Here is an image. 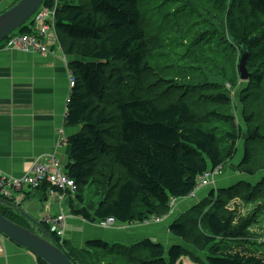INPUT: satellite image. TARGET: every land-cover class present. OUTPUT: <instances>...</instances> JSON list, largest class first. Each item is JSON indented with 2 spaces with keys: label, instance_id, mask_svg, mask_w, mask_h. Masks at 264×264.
<instances>
[{
  "label": "trees",
  "instance_id": "trees-1",
  "mask_svg": "<svg viewBox=\"0 0 264 264\" xmlns=\"http://www.w3.org/2000/svg\"><path fill=\"white\" fill-rule=\"evenodd\" d=\"M57 1L55 30L64 54L72 58L74 78L65 121L80 128L66 140L70 163L65 174L81 192L70 196L73 216L92 224L113 219L129 225L162 218L171 200L193 191L199 176L233 160L241 126L232 115L217 110L200 116V107L230 103L224 84L240 81L242 50L247 51L248 75L243 82L250 86L239 96L247 143L238 170L251 177L264 172V0H186L188 12L167 13L164 26L185 28L178 32L177 49L183 41L192 42L195 30L204 31L189 55L195 63L204 64L205 58L209 62L201 73H209L208 79L186 86L188 92L176 100H166L148 84L154 55L148 46L150 34L141 25V10L152 0ZM161 1L167 8L173 0ZM52 4L45 0L43 7ZM34 25L30 20L11 36L30 35ZM235 186L210 192L168 226L173 236L204 257L179 245L165 249L150 239L129 248L92 240L83 250L76 249L77 257L69 242L52 237L72 264L79 258L87 264H181L182 258L192 264H264V243L248 240L253 216L261 208L240 218L235 217L237 208L227 209L236 198L255 202L260 191L249 192L252 200L243 195L251 189L248 184ZM83 192L90 196L86 204ZM74 199L82 208L75 209ZM0 213L23 226L12 209L0 204Z\"/></svg>",
  "mask_w": 264,
  "mask_h": 264
},
{
  "label": "crops",
  "instance_id": "crops-1",
  "mask_svg": "<svg viewBox=\"0 0 264 264\" xmlns=\"http://www.w3.org/2000/svg\"><path fill=\"white\" fill-rule=\"evenodd\" d=\"M17 1L0 0V14ZM29 23L30 20L26 24ZM47 47L49 53L46 55L0 47V172L14 178L23 177L35 161L46 162L50 157L56 159L64 172L70 163V149L66 140L80 130L66 126L65 121L71 90L69 62L72 58L53 44ZM205 189L200 191V196ZM22 191L15 193V197L10 200L11 207L9 201L0 204L12 209L20 224L37 235H40V230L21 212L38 222L46 216L54 217L60 211L64 212L65 241H69V245L79 251L85 248L86 242L93 239L122 246L138 242L140 237L153 239L150 234L140 235V229L162 223L170 225L176 219V214L187 212L197 203L180 201L172 217L165 218L161 223H117L108 227L102 225V222L92 224L73 216L69 209L70 201L66 200L68 194L64 197H51L46 186ZM156 229L152 228L150 232ZM173 237L178 241L176 245L182 243L179 238ZM0 264L39 263L31 252L0 233Z\"/></svg>",
  "mask_w": 264,
  "mask_h": 264
},
{
  "label": "rangeland",
  "instance_id": "rangeland-1",
  "mask_svg": "<svg viewBox=\"0 0 264 264\" xmlns=\"http://www.w3.org/2000/svg\"><path fill=\"white\" fill-rule=\"evenodd\" d=\"M176 1L178 0H173L171 4H168L166 8L165 4L162 3L161 0H152L144 4L141 10V25L144 31L150 34L151 40L148 46L154 55L153 58H150L149 60V62L151 61V65L155 69L150 72L147 76L148 84L154 85L156 93L165 96L166 100L178 99L180 96L183 95V92H188L187 90H185L186 86L204 83V80H207L209 76V73L201 75L203 66L208 69V59L205 58L206 62L204 64L195 63L194 59L189 55V50L195 51L194 44L197 41L196 39H199L201 37L202 32L204 31L195 30L196 34L191 37L192 42L183 41L184 44L179 46L181 47L180 49H177L176 42H178L179 40L178 32L184 31L185 28L181 30L180 27L176 24L170 27L164 26L163 21L168 15L167 13L177 14L180 12L182 14L184 12H188V7H191L186 5V0H179L180 3H177ZM210 21L214 22L212 20V17H210ZM213 29L214 28H211L210 31H212ZM171 40H173L172 43L174 46L170 45ZM175 49L177 50L176 53L173 51ZM177 84L178 86L176 87ZM224 85L229 92L230 103L218 105L203 104L202 107H200V116L205 115V117H207L208 114L206 112L209 110H217L223 116L232 115L235 118V122H237L241 126L242 136L240 140L236 143V153L234 156L235 158L227 163V165L221 171V175H215L210 178L209 185L211 186H205L206 189L204 194L201 196H196L194 202H199L204 197H208V195L212 191H214L215 193V190L226 191L228 189L234 188L236 187L235 185L237 182L246 183L251 187L250 190L246 192L245 190L243 191V195L245 197L251 198L249 192L257 193L260 191L261 196L260 198L255 199V202L245 203V201H243L242 199L236 198V202H232L230 205H227L228 211H232L237 208L234 211L235 217L237 218L244 217L247 215L249 217L251 216L250 214L252 213V210L254 208H261V213L253 216L255 220L253 221V225L250 228V237L248 238L249 242H257L258 244H260L264 243V184L262 182L264 178V172L261 171L254 177H251L241 174L238 170V165L241 164L243 160L247 143V127L242 122L241 113L243 110V106L239 102V96L243 92V90L247 89L250 85L248 81L243 82L241 80L235 86H232L229 82H226ZM261 108L264 109V102L261 103ZM262 124L264 125V115L262 116ZM229 166L231 167L228 169ZM80 194L81 192L77 191L76 195ZM82 196L84 197L86 204L90 196L87 192H83ZM69 197H66V200H68V202L70 201ZM73 204L75 209L82 208V204H80L76 199L73 200ZM66 206L68 207V204ZM179 215L180 213L175 215V218H177ZM168 224L169 223H162L157 224V226L149 225L142 230L140 229V235H144V233L150 234L153 238L150 240L153 243H159L165 249H168L170 246L176 245V243L178 242L168 231ZM152 228L157 229L153 232H150ZM40 235L42 234L40 233ZM145 239L147 238L140 237V241H143ZM134 243H129L125 247L129 248L133 246ZM178 245L182 248L189 250V252L193 253L198 257H204L203 253L197 252L193 247L185 244L184 242ZM66 254L69 256L68 253ZM73 255H76L78 257L79 252L75 250ZM72 260L75 261L76 259ZM191 261L192 260H190V258H182L180 260V263L192 264ZM76 264L87 263H84L83 259L79 258V261H77Z\"/></svg>",
  "mask_w": 264,
  "mask_h": 264
},
{
  "label": "built area",
  "instance_id": "built-area-1",
  "mask_svg": "<svg viewBox=\"0 0 264 264\" xmlns=\"http://www.w3.org/2000/svg\"><path fill=\"white\" fill-rule=\"evenodd\" d=\"M57 5L58 1L53 0L51 8L41 6L31 18L36 25L34 32L30 35L10 36L5 42L4 47L7 50H20L39 55L49 53L47 47L49 44H53L61 49L54 25ZM69 85L70 89L74 87V78L71 73ZM210 178L212 176L205 175L204 180L197 181L195 189L198 192L205 189V186H208L210 183ZM42 186L49 188L51 197L55 195L64 197L67 194L73 197L77 191L74 181L65 174V171L63 172L59 163L53 157H50L46 162L41 160L35 161L29 171L21 178H14L0 172V199L9 201L8 203L15 197V193H23L24 191L22 190L24 189L28 191L37 190ZM65 219V213L60 211L54 217H44L41 222L48 228V232L51 235H54L62 242L66 233ZM101 224L112 227L117 223L113 219H107Z\"/></svg>",
  "mask_w": 264,
  "mask_h": 264
},
{
  "label": "water",
  "instance_id": "water-1",
  "mask_svg": "<svg viewBox=\"0 0 264 264\" xmlns=\"http://www.w3.org/2000/svg\"><path fill=\"white\" fill-rule=\"evenodd\" d=\"M45 0H19L12 8L0 14V44L4 42L11 34L27 23L32 16L43 6ZM243 55L239 63L240 80L248 79L245 62L247 59V51L242 50ZM0 203L7 202L0 199ZM12 206L10 203L8 204ZM23 216L35 227H37L42 235L35 234L27 227H23L0 213V233L18 246L31 252L36 258L42 260L46 264H72L65 256L63 251L57 246L55 239L49 234L46 228L38 222L32 220L25 213Z\"/></svg>",
  "mask_w": 264,
  "mask_h": 264
},
{
  "label": "bare ground",
  "instance_id": "bare-ground-1",
  "mask_svg": "<svg viewBox=\"0 0 264 264\" xmlns=\"http://www.w3.org/2000/svg\"><path fill=\"white\" fill-rule=\"evenodd\" d=\"M246 66V65H245ZM223 168V166H218V167H216V168H214V169H210V170H208L207 172H205L203 175H201V176H199L197 179H198V181H202V180H204L205 179V175H209L210 177L212 176H215V175H217V176H219V175H221L222 174V169ZM209 186H211V185H209ZM201 193L200 192H198L195 188L193 189V191L187 196V197H185V198H183V199H173V200H171L170 201V203H169V207H170V210H169V212H168V214L167 215H165V216H163L162 218H158V219H156V218H152L150 221H148V223H154V224H157V223H161L162 221H164L165 220V218H167V217H172V215L174 214V208L178 205V203L180 202V201H183V202H189V201H194L195 199H196V196H198V195H200ZM226 195V194H225ZM231 196V195H230ZM228 198V197H227ZM81 204V203H80ZM177 215V214H176Z\"/></svg>",
  "mask_w": 264,
  "mask_h": 264
}]
</instances>
